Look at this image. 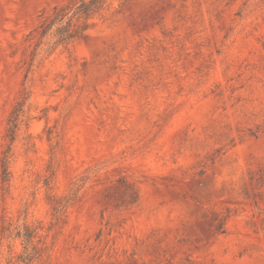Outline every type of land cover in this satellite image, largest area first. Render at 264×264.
I'll use <instances>...</instances> for the list:
<instances>
[{"label":"rangeland","instance_id":"374dc122","mask_svg":"<svg viewBox=\"0 0 264 264\" xmlns=\"http://www.w3.org/2000/svg\"><path fill=\"white\" fill-rule=\"evenodd\" d=\"M78 1L0 0V264H264V0Z\"/></svg>","mask_w":264,"mask_h":264},{"label":"trees","instance_id":"16d2710c","mask_svg":"<svg viewBox=\"0 0 264 264\" xmlns=\"http://www.w3.org/2000/svg\"><path fill=\"white\" fill-rule=\"evenodd\" d=\"M108 1L109 0H79L75 7H72L74 10V16H78L79 19H84L86 21L95 16L101 15L109 5ZM71 37V35H68L66 38L62 39V42L70 39ZM20 113V109L16 108L9 120L10 127L8 130V137L10 138L11 142H13L15 139V133L19 126ZM10 148L11 146H9V149L4 152L1 160L3 183H8L10 180Z\"/></svg>","mask_w":264,"mask_h":264}]
</instances>
